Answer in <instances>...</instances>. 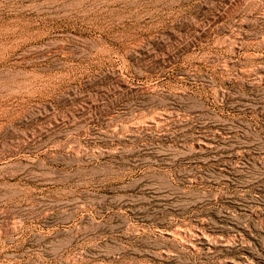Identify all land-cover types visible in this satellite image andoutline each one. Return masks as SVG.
Segmentation results:
<instances>
[{
	"label": "rangeland",
	"instance_id": "1",
	"mask_svg": "<svg viewBox=\"0 0 264 264\" xmlns=\"http://www.w3.org/2000/svg\"><path fill=\"white\" fill-rule=\"evenodd\" d=\"M0 264H264V0H0Z\"/></svg>",
	"mask_w": 264,
	"mask_h": 264
}]
</instances>
